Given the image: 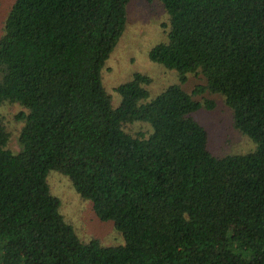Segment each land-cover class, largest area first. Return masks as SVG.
<instances>
[{"label":"trees","instance_id":"obj_1","mask_svg":"<svg viewBox=\"0 0 264 264\" xmlns=\"http://www.w3.org/2000/svg\"><path fill=\"white\" fill-rule=\"evenodd\" d=\"M160 1L166 36L148 57L177 81L158 92L144 73L102 81L130 0L13 1L0 106L25 111L15 115L16 152L0 115V264H264V0ZM195 73L203 84L188 91ZM203 94L223 98L253 150H211L195 114L216 101ZM136 123L149 128L125 131ZM50 171L120 233L119 245L88 238L94 225L80 234Z\"/></svg>","mask_w":264,"mask_h":264},{"label":"rangeland","instance_id":"obj_2","mask_svg":"<svg viewBox=\"0 0 264 264\" xmlns=\"http://www.w3.org/2000/svg\"><path fill=\"white\" fill-rule=\"evenodd\" d=\"M13 1L0 2V36L3 33L4 18ZM166 22L167 14L160 0H130L126 7L125 29L101 69L105 88L124 83L134 73L150 76V89L154 92L176 83V73L173 70L165 69L161 64L150 61L148 57L152 47L164 42L166 33L162 24ZM187 78L184 87L188 91L203 84L199 73L188 74ZM196 98L200 101L202 98L216 101L214 109H201L195 114L196 119L208 130L211 150L215 154L246 153L254 149V144L234 128L230 110L221 96L203 94ZM21 111L25 110L17 103L4 102L0 106V115L11 134L8 147L14 152L19 149L17 133L21 126V123L15 120V115ZM124 128L128 133L135 134L148 130L149 126L136 123L127 124ZM47 181L52 193L61 201L60 210L67 218L74 220L73 224L81 235L94 225L88 238L97 236L104 245H119L122 242L120 233L116 232L111 224L97 221L91 202L74 191L67 177L50 171Z\"/></svg>","mask_w":264,"mask_h":264}]
</instances>
